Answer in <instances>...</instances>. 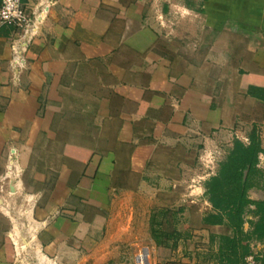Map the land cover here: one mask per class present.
Wrapping results in <instances>:
<instances>
[{
    "label": "crops",
    "instance_id": "0c3cea01",
    "mask_svg": "<svg viewBox=\"0 0 264 264\" xmlns=\"http://www.w3.org/2000/svg\"><path fill=\"white\" fill-rule=\"evenodd\" d=\"M22 4L40 15L37 34L0 30V182L13 183L0 202V264H17L15 243L33 264H113L141 247L138 220L156 207L210 212L202 154L225 156L254 129L264 152V0ZM44 147L60 158L35 164ZM260 169L254 201H264ZM249 247L264 264V242Z\"/></svg>",
    "mask_w": 264,
    "mask_h": 264
},
{
    "label": "trees",
    "instance_id": "16d2710c",
    "mask_svg": "<svg viewBox=\"0 0 264 264\" xmlns=\"http://www.w3.org/2000/svg\"><path fill=\"white\" fill-rule=\"evenodd\" d=\"M262 152L260 136L254 129L247 143L234 141L233 148L219 162L216 174L205 183V196L211 205L205 223L225 226L234 234L220 236V264H240L252 253L250 241L264 242V201H254L249 196L257 180L263 178V171L258 167ZM251 207L255 208L258 222L252 232L246 233L244 220Z\"/></svg>",
    "mask_w": 264,
    "mask_h": 264
},
{
    "label": "rangeland",
    "instance_id": "374dc122",
    "mask_svg": "<svg viewBox=\"0 0 264 264\" xmlns=\"http://www.w3.org/2000/svg\"><path fill=\"white\" fill-rule=\"evenodd\" d=\"M41 139L42 138H40V140ZM46 150L47 149L44 147L42 152H38L34 155L33 160L36 161L35 164L46 165L45 162L47 160L53 159L51 157L60 158L59 152H56L55 154L49 152L46 153ZM219 155L221 157L218 156L219 158L217 157L210 167L207 168L203 163L202 154V166L206 170L204 175H206L207 178L215 175L213 166L216 164L219 165V162L224 159V155ZM31 172L32 170L26 173V180L31 178ZM9 173L11 174V172ZM52 174H54L53 171ZM11 177L12 181H19V184L21 183V174L16 177L15 173H13V175L11 174L10 178ZM194 178H197V176H194ZM259 180L260 179L257 181ZM8 182L9 181H7L6 184L0 182L1 205L8 204V199L11 193L10 185L12 184L11 186H13L12 182L11 184L7 185ZM194 206H196V208H200L199 203L197 205L193 204L191 207L194 208ZM185 209L186 208L183 206H173L171 208L160 206L151 210L150 218L146 217L145 219L140 220V218L138 220L139 223L143 222V224L140 225L142 231L137 232L136 236L140 242L143 241L141 243V247L149 246L150 248L149 264H189L188 259L192 258L201 260L203 262L214 261L216 264L220 262V255L218 252L220 236H232L234 234L225 226H219L220 228L217 229L214 226H208V224L205 223L204 219L207 214L211 212V210L204 216L198 215L199 213L197 212L193 217L185 219V217H180V214L184 213ZM20 219V221L24 220L23 218ZM186 221H189L187 222V225L193 231L188 228H184ZM200 227H210L211 231L199 233L194 231H200ZM19 245H22V243ZM141 247L139 245L128 247L126 251H122V257H118L120 259H118L113 264H135V257L141 251Z\"/></svg>",
    "mask_w": 264,
    "mask_h": 264
},
{
    "label": "built area",
    "instance_id": "2783aa9c",
    "mask_svg": "<svg viewBox=\"0 0 264 264\" xmlns=\"http://www.w3.org/2000/svg\"><path fill=\"white\" fill-rule=\"evenodd\" d=\"M162 1V0H156ZM40 15L32 16L30 15L22 4V0H1L0 5V30L4 27H13L17 32L21 34V40L30 41L36 34L38 30L37 23L40 22ZM20 43V41H19ZM20 45V44H19ZM17 44L13 45V64L21 67L23 64V57L21 56V46ZM248 140H246L247 142ZM219 153L215 152H205L203 155V163L209 168L214 160L218 157ZM13 156V155H12ZM11 156V157H12ZM13 159V158H11ZM264 163V152L259 156V164ZM212 169V168H211ZM8 173L13 174L15 172V167L12 165L7 168ZM10 174V173H9ZM15 245V260L17 264H33L31 262L28 250L25 249L24 245ZM150 251L148 248H143L135 257V264H149ZM244 264H260L253 253L245 258Z\"/></svg>",
    "mask_w": 264,
    "mask_h": 264
}]
</instances>
